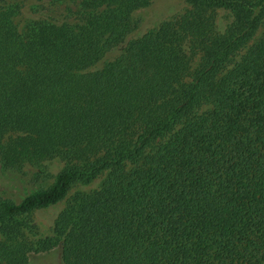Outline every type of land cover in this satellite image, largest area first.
Returning <instances> with one entry per match:
<instances>
[{
    "label": "trees",
    "instance_id": "obj_1",
    "mask_svg": "<svg viewBox=\"0 0 264 264\" xmlns=\"http://www.w3.org/2000/svg\"><path fill=\"white\" fill-rule=\"evenodd\" d=\"M17 1L0 0V166H63L0 193V264H264V0H184L99 67L151 0H71L24 28Z\"/></svg>",
    "mask_w": 264,
    "mask_h": 264
},
{
    "label": "rangeland",
    "instance_id": "obj_2",
    "mask_svg": "<svg viewBox=\"0 0 264 264\" xmlns=\"http://www.w3.org/2000/svg\"><path fill=\"white\" fill-rule=\"evenodd\" d=\"M20 5L16 21L19 28H24L31 21L39 18L61 19L65 16L66 7L71 5V0H18ZM188 8L184 0H151L144 7H140L133 12L134 26L128 33L124 43L110 51L103 57L102 61L96 66H101L104 60H108L116 56L124 47L123 45L146 32L147 30L159 25L163 20L175 16H179ZM231 16L223 9L217 10L216 26L218 30H223L230 22ZM264 31L262 27L257 36ZM197 59L195 60V63ZM194 63V64H195ZM44 170L38 168L40 173L43 171L52 177L34 179L35 168L29 165L24 170L4 169L0 166V193L13 201L18 202L24 194L41 187L46 186L52 181L53 176L62 168L63 162L54 158L42 163ZM99 184V180H95L87 185H74L69 194L77 190H90ZM64 201L46 208L36 210L32 217L36 226V237H47L52 235L54 220L58 212L63 208ZM27 264H62L60 259V251L54 248L48 252L32 253L29 256Z\"/></svg>",
    "mask_w": 264,
    "mask_h": 264
}]
</instances>
